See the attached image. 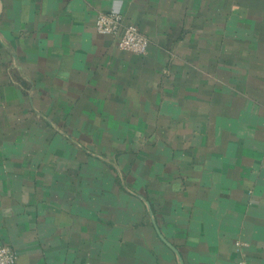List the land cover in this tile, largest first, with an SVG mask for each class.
Returning <instances> with one entry per match:
<instances>
[{
    "label": "crops",
    "instance_id": "obj_1",
    "mask_svg": "<svg viewBox=\"0 0 264 264\" xmlns=\"http://www.w3.org/2000/svg\"><path fill=\"white\" fill-rule=\"evenodd\" d=\"M109 11L147 54L97 31ZM0 244L264 264V0H0Z\"/></svg>",
    "mask_w": 264,
    "mask_h": 264
},
{
    "label": "built area",
    "instance_id": "obj_2",
    "mask_svg": "<svg viewBox=\"0 0 264 264\" xmlns=\"http://www.w3.org/2000/svg\"><path fill=\"white\" fill-rule=\"evenodd\" d=\"M97 31L105 35L118 36V46L124 50L138 55L147 54L150 47L148 37L141 31L139 26L126 23L125 16L121 12L109 11L99 13L96 21ZM244 244L236 241L237 250L243 254ZM17 251L5 244H0V264H18ZM238 264H246L245 257H241Z\"/></svg>",
    "mask_w": 264,
    "mask_h": 264
}]
</instances>
